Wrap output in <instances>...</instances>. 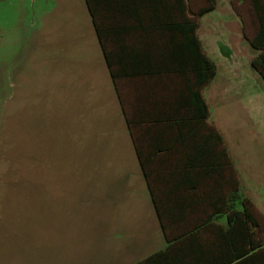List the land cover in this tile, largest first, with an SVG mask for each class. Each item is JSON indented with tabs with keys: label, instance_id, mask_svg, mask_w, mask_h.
<instances>
[{
	"label": "rangeland",
	"instance_id": "rangeland-1",
	"mask_svg": "<svg viewBox=\"0 0 264 264\" xmlns=\"http://www.w3.org/2000/svg\"><path fill=\"white\" fill-rule=\"evenodd\" d=\"M187 4L217 65L202 88L208 123L264 240V77L251 65L261 53L251 0ZM177 81L115 82L86 0H0V264H135L167 248L186 225L163 229L137 152L147 125L127 119Z\"/></svg>",
	"mask_w": 264,
	"mask_h": 264
},
{
	"label": "trees",
	"instance_id": "trees-1",
	"mask_svg": "<svg viewBox=\"0 0 264 264\" xmlns=\"http://www.w3.org/2000/svg\"><path fill=\"white\" fill-rule=\"evenodd\" d=\"M111 76L178 79L149 107L127 119L146 124L138 157L162 227L185 229L168 246L135 264H264V240L252 201L241 192L223 136L208 123L202 88L217 65L197 34L187 0H86ZM261 50L251 60L264 77V0H251ZM215 3L202 7L211 12ZM204 216L193 222L194 212ZM188 224V226H187Z\"/></svg>",
	"mask_w": 264,
	"mask_h": 264
}]
</instances>
